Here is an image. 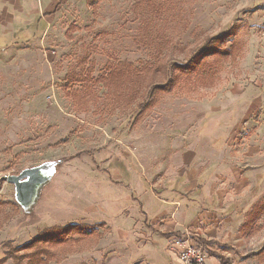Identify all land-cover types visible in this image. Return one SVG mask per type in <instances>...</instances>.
<instances>
[{
    "label": "rangeland",
    "instance_id": "1",
    "mask_svg": "<svg viewBox=\"0 0 264 264\" xmlns=\"http://www.w3.org/2000/svg\"><path fill=\"white\" fill-rule=\"evenodd\" d=\"M22 2L16 12L1 8L14 22L0 33V264H12L2 262L7 243L17 248L53 226L100 223L95 236L57 251L49 264L145 263L129 192L131 186L153 208L140 194L148 184L138 177L140 167L152 181L169 168L175 143L186 146L218 129L232 158L260 150L264 161L263 0H52L50 10L43 5L51 0H36L25 16ZM229 28L238 31L234 60L217 65L210 59L203 76L214 72L212 80L183 84L141 114L138 101L115 108L101 84L88 91L87 101L69 96L81 87L77 81L66 89L68 76L81 69L95 80L107 63L150 62L156 54L150 38L166 44L165 60L185 63L187 52ZM46 163L54 165L52 177L24 211L5 177ZM263 240L264 225L239 251H226L228 258L255 264L242 258Z\"/></svg>",
    "mask_w": 264,
    "mask_h": 264
},
{
    "label": "crops",
    "instance_id": "2",
    "mask_svg": "<svg viewBox=\"0 0 264 264\" xmlns=\"http://www.w3.org/2000/svg\"><path fill=\"white\" fill-rule=\"evenodd\" d=\"M20 1L28 13L24 16L30 15L37 4L36 0H0V33L2 29L10 30L14 22L13 17L2 14L1 8L5 7V12L8 8L15 11ZM43 8L50 10L52 0ZM36 19L38 26V16ZM247 104V101H241L242 107ZM217 131L214 136L194 138L186 146L184 142L175 143L169 168L153 174L152 181L139 168L141 183L144 185L143 178L148 183L147 190L142 189L140 194L147 195L145 201L153 208L149 211L130 186V199L140 217L136 231L145 240V257L148 259L145 263L136 261L133 264H181L177 254L165 250V244L170 238L182 237L186 232L199 245V240L210 242L208 247L204 246L207 252L204 264H222L211 253L221 255L228 264H233L226 251L231 249L236 253L253 239H242L239 228L251 207L264 194V161L260 158L263 156L258 153L260 150L255 153L246 149L239 160L232 158V150L223 143L227 135L221 129Z\"/></svg>",
    "mask_w": 264,
    "mask_h": 264
},
{
    "label": "trees",
    "instance_id": "3",
    "mask_svg": "<svg viewBox=\"0 0 264 264\" xmlns=\"http://www.w3.org/2000/svg\"><path fill=\"white\" fill-rule=\"evenodd\" d=\"M237 35V29L235 31L234 28H229L219 36L205 39L201 46L191 53L187 52L185 57H188V59L185 63L165 60L162 51L165 49L166 44L163 45L162 42L150 38L156 52L150 62L143 63L140 66L118 61L107 63L101 75L95 80L90 77V72L83 74V69H81L80 73H77V77L68 76L67 80L69 82L66 89L69 91L71 88L70 83L77 81L81 87L74 90V92L70 90L69 96L76 100L87 101L90 99L88 91L101 84L106 90L111 105L115 108L126 109L138 101L135 109L141 114L151 109L158 102L160 96L174 94L183 84L192 86L194 81L203 80L206 82L212 80L214 72L208 74L212 78L207 79L203 76L211 66L209 60L211 59L214 62L213 64L217 65L234 60L238 51L237 41H235ZM81 76L83 78L79 79ZM82 81L91 85L82 86ZM207 86L209 87L210 83H207ZM2 205L4 204L0 201V207ZM262 225H264V194L251 207L244 223L239 228V234L242 239L250 240L261 233ZM95 227L97 229L104 227V223L94 226L70 224L63 227L53 226L44 229L30 242L17 248H12L8 243L5 244L6 251L2 262L6 263L11 260L12 264H49L55 259L57 251L67 248L74 250V246H77L82 240L95 236ZM199 243L205 247L210 244V242L207 243L202 240H199ZM211 255L216 257L222 264L229 263L221 255H215L214 253H211ZM243 259H253L257 264H264V242L258 251L246 254Z\"/></svg>",
    "mask_w": 264,
    "mask_h": 264
},
{
    "label": "water",
    "instance_id": "4",
    "mask_svg": "<svg viewBox=\"0 0 264 264\" xmlns=\"http://www.w3.org/2000/svg\"><path fill=\"white\" fill-rule=\"evenodd\" d=\"M53 164H43L36 168L23 170L17 176L5 177L8 184L14 187L15 201L24 210H30L36 202L40 189L52 177Z\"/></svg>",
    "mask_w": 264,
    "mask_h": 264
},
{
    "label": "built area",
    "instance_id": "5",
    "mask_svg": "<svg viewBox=\"0 0 264 264\" xmlns=\"http://www.w3.org/2000/svg\"><path fill=\"white\" fill-rule=\"evenodd\" d=\"M165 250L177 254L181 264H204L207 256L204 246L194 242L189 232L182 237L170 238L165 244Z\"/></svg>",
    "mask_w": 264,
    "mask_h": 264
}]
</instances>
